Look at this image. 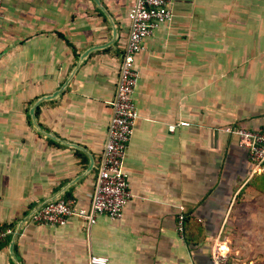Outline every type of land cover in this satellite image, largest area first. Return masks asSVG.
I'll use <instances>...</instances> for the list:
<instances>
[{
    "label": "crops",
    "instance_id": "obj_1",
    "mask_svg": "<svg viewBox=\"0 0 264 264\" xmlns=\"http://www.w3.org/2000/svg\"><path fill=\"white\" fill-rule=\"evenodd\" d=\"M132 2L0 0V264H211L217 242L264 240V174L223 131L264 132V0H171L143 40L118 221H25L90 202Z\"/></svg>",
    "mask_w": 264,
    "mask_h": 264
},
{
    "label": "built area",
    "instance_id": "obj_2",
    "mask_svg": "<svg viewBox=\"0 0 264 264\" xmlns=\"http://www.w3.org/2000/svg\"><path fill=\"white\" fill-rule=\"evenodd\" d=\"M171 0H133L127 12L128 29L125 45L120 55L114 92L109 102L110 115L105 128L104 143L100 152L93 191L88 206H79L71 198H57L31 209L25 221L32 225L62 227L71 218L93 225L98 216L118 221L129 201L127 179L121 164L127 142L138 119L132 95L138 74L134 57L143 50L142 42L159 26L171 19ZM187 122L168 125L172 132L176 126L188 127ZM236 137L237 146L244 150L256 173L264 174V132L232 126L223 129ZM184 215H175V230L183 234ZM14 234V228H0V243ZM211 264H234L221 245L213 244L210 251ZM103 257H89V264H105Z\"/></svg>",
    "mask_w": 264,
    "mask_h": 264
},
{
    "label": "rangeland",
    "instance_id": "obj_3",
    "mask_svg": "<svg viewBox=\"0 0 264 264\" xmlns=\"http://www.w3.org/2000/svg\"><path fill=\"white\" fill-rule=\"evenodd\" d=\"M237 236L243 235L239 233ZM239 240L241 241H235L232 246L231 254L228 250L226 251L231 262L234 264H264V240L262 242L257 240L245 241L244 238ZM222 247L225 246L222 245Z\"/></svg>",
    "mask_w": 264,
    "mask_h": 264
},
{
    "label": "bare ground",
    "instance_id": "obj_4",
    "mask_svg": "<svg viewBox=\"0 0 264 264\" xmlns=\"http://www.w3.org/2000/svg\"><path fill=\"white\" fill-rule=\"evenodd\" d=\"M221 249L227 251V249H226L225 247H222V246H221Z\"/></svg>",
    "mask_w": 264,
    "mask_h": 264
},
{
    "label": "trees",
    "instance_id": "obj_5",
    "mask_svg": "<svg viewBox=\"0 0 264 264\" xmlns=\"http://www.w3.org/2000/svg\"><path fill=\"white\" fill-rule=\"evenodd\" d=\"M3 227H5L4 225H0V228H3Z\"/></svg>",
    "mask_w": 264,
    "mask_h": 264
}]
</instances>
